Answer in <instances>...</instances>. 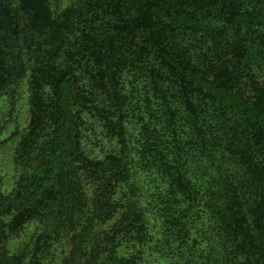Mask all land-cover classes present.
I'll return each mask as SVG.
<instances>
[{
    "label": "trees",
    "instance_id": "1",
    "mask_svg": "<svg viewBox=\"0 0 264 264\" xmlns=\"http://www.w3.org/2000/svg\"><path fill=\"white\" fill-rule=\"evenodd\" d=\"M0 102V264H264V0H0Z\"/></svg>",
    "mask_w": 264,
    "mask_h": 264
},
{
    "label": "rangeland",
    "instance_id": "2",
    "mask_svg": "<svg viewBox=\"0 0 264 264\" xmlns=\"http://www.w3.org/2000/svg\"><path fill=\"white\" fill-rule=\"evenodd\" d=\"M28 100L27 95L25 94L24 97L19 99L18 108L16 113L14 112L15 119L13 123L17 122L18 119L21 121L24 119L26 121L29 116V106L26 104ZM7 105L3 107V102H0V114L4 118L7 110ZM16 120V121H15ZM0 173H2L6 180L8 181L7 185L10 186L13 180V176L15 174L13 162L11 160V146L8 145L7 142H3L0 145ZM67 251V246L64 249V253L60 255L56 261V264H65V253Z\"/></svg>",
    "mask_w": 264,
    "mask_h": 264
}]
</instances>
